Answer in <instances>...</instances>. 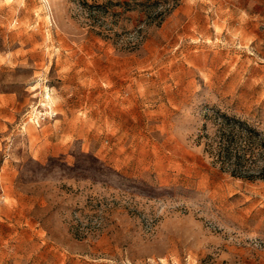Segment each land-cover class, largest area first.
<instances>
[{"label":"rangeland","instance_id":"1","mask_svg":"<svg viewBox=\"0 0 264 264\" xmlns=\"http://www.w3.org/2000/svg\"><path fill=\"white\" fill-rule=\"evenodd\" d=\"M219 112L264 133V0H0V264H264Z\"/></svg>","mask_w":264,"mask_h":264},{"label":"trees","instance_id":"2","mask_svg":"<svg viewBox=\"0 0 264 264\" xmlns=\"http://www.w3.org/2000/svg\"><path fill=\"white\" fill-rule=\"evenodd\" d=\"M215 124V135L205 143V152L213 164L237 178L264 180V133L240 118L220 112Z\"/></svg>","mask_w":264,"mask_h":264}]
</instances>
